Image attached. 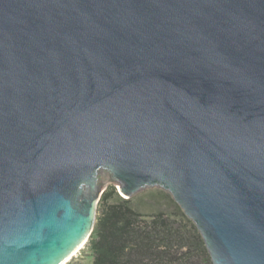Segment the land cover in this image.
I'll list each match as a JSON object with an SVG mask.
<instances>
[{"label":"water","instance_id":"95a60500","mask_svg":"<svg viewBox=\"0 0 264 264\" xmlns=\"http://www.w3.org/2000/svg\"><path fill=\"white\" fill-rule=\"evenodd\" d=\"M110 182L264 264V0H0V264L63 262Z\"/></svg>","mask_w":264,"mask_h":264},{"label":"trees","instance_id":"16d2710c","mask_svg":"<svg viewBox=\"0 0 264 264\" xmlns=\"http://www.w3.org/2000/svg\"><path fill=\"white\" fill-rule=\"evenodd\" d=\"M86 252L87 264H213L195 223L160 188L125 198L109 185Z\"/></svg>","mask_w":264,"mask_h":264},{"label":"rangeland","instance_id":"374dc122","mask_svg":"<svg viewBox=\"0 0 264 264\" xmlns=\"http://www.w3.org/2000/svg\"><path fill=\"white\" fill-rule=\"evenodd\" d=\"M115 185V184H113L112 182H110L109 184H108V186L109 185ZM116 187H118L117 185H116ZM118 189V188H117ZM87 244V243H86ZM86 244L82 247V249H80L69 261H71V260H75V261H77V263H81V264H87L88 263V260H89V257L87 256V252H86ZM68 263V262H67ZM66 263V264H67Z\"/></svg>","mask_w":264,"mask_h":264},{"label":"bare ground","instance_id":"6f19581e","mask_svg":"<svg viewBox=\"0 0 264 264\" xmlns=\"http://www.w3.org/2000/svg\"><path fill=\"white\" fill-rule=\"evenodd\" d=\"M84 241L75 249V251L69 256L67 257L63 262H61L60 264H64L65 262H67L68 260L71 259V257H73L79 250V248H81L83 246Z\"/></svg>","mask_w":264,"mask_h":264}]
</instances>
